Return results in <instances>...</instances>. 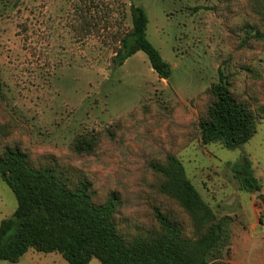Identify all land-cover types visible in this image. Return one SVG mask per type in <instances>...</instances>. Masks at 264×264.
<instances>
[{
	"label": "rangeland",
	"instance_id": "obj_1",
	"mask_svg": "<svg viewBox=\"0 0 264 264\" xmlns=\"http://www.w3.org/2000/svg\"><path fill=\"white\" fill-rule=\"evenodd\" d=\"M94 1L105 17L83 36L73 26L92 0H7L1 7L0 76L28 122L29 146L67 155L102 186L121 189L131 206L148 193L149 162L175 151L205 201L233 218L230 253L216 264H264V120L253 139L234 150L204 145L196 133L207 98L202 95L221 71L235 93L264 105V43H244L246 8L220 0ZM131 3L146 9L148 39L172 66L170 80L159 77L142 51L113 65V34L131 27ZM120 119L125 128L116 140H106L91 156L69 155L77 134ZM243 152L261 179L259 192L239 188L233 163ZM16 208L0 177V221ZM0 264L69 263L58 253L32 249L18 263Z\"/></svg>",
	"mask_w": 264,
	"mask_h": 264
},
{
	"label": "trees",
	"instance_id": "obj_2",
	"mask_svg": "<svg viewBox=\"0 0 264 264\" xmlns=\"http://www.w3.org/2000/svg\"><path fill=\"white\" fill-rule=\"evenodd\" d=\"M5 1L0 0V11ZM220 2H241L249 15L243 24L244 43H264V0ZM91 4L88 10L82 7L73 26L82 36L105 17L101 6L94 0ZM129 15L131 27L113 34V65L122 66L142 51L159 77L170 80L172 66L148 39L146 9L131 3ZM112 18L108 13L109 25ZM203 96L207 98L196 127L202 144L220 143L234 150L257 134L264 105L235 93L224 72ZM123 128L125 119L83 131L70 144L69 155H94ZM28 136V122L12 105L0 76V177L17 200L12 217L0 221V261L18 263L32 249L58 253L69 264H90L93 259L101 264H216L230 253L233 218L205 201L175 151L149 162L148 193L131 206L121 189L102 186L67 155L34 151ZM233 171L240 190H262L246 152L233 163ZM260 198L264 204V195Z\"/></svg>",
	"mask_w": 264,
	"mask_h": 264
},
{
	"label": "water",
	"instance_id": "obj_3",
	"mask_svg": "<svg viewBox=\"0 0 264 264\" xmlns=\"http://www.w3.org/2000/svg\"><path fill=\"white\" fill-rule=\"evenodd\" d=\"M259 192V191H258Z\"/></svg>",
	"mask_w": 264,
	"mask_h": 264
}]
</instances>
